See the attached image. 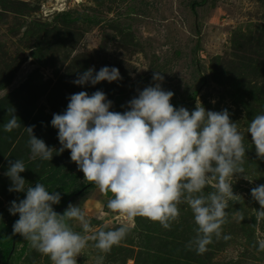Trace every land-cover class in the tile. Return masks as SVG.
<instances>
[{
  "label": "rangeland",
  "instance_id": "1",
  "mask_svg": "<svg viewBox=\"0 0 264 264\" xmlns=\"http://www.w3.org/2000/svg\"><path fill=\"white\" fill-rule=\"evenodd\" d=\"M62 10L72 16L94 15L95 22L60 23L55 15ZM37 23L55 26L42 35ZM105 66L117 68L122 79L94 86L73 83L87 69L98 72ZM154 72L164 77L162 89L174 93L172 105L191 102V107L181 105L190 112L200 104L206 110H228L246 148L243 176L232 180L233 193L239 196L229 201L220 238L214 236L203 254L188 246L197 226L189 207L181 204L179 223L170 230L137 217L119 246L103 254L89 241L77 264H97L101 255L103 264H134L144 246L148 264H264V219L257 218L260 206L251 197V189L264 184V160L257 158L247 133L250 121L264 114V0H0V80L11 77L0 89V217L9 219L13 231L17 219L4 210L25 198L23 192L8 190L9 161L24 162L26 171L20 175L29 185L40 170L63 161L65 150L58 155L54 151L51 161L31 159L27 127L34 125L38 139L59 149L51 120L66 110L68 97L101 90L113 102L110 111L122 113L139 91L157 83ZM12 108L21 126L6 132ZM65 163L77 173L75 185L87 183L74 162ZM73 186L54 191L62 197ZM214 190L210 184L204 191ZM110 198L92 186L70 203L80 206L94 229L114 230L126 221L107 208ZM58 207L60 203L53 205L62 214L68 206L61 211ZM72 224L84 234L77 222ZM8 264L51 261L20 236Z\"/></svg>",
  "mask_w": 264,
  "mask_h": 264
},
{
  "label": "clouds",
  "instance_id": "2",
  "mask_svg": "<svg viewBox=\"0 0 264 264\" xmlns=\"http://www.w3.org/2000/svg\"><path fill=\"white\" fill-rule=\"evenodd\" d=\"M120 79L117 68L105 66L98 72L87 69L73 83L94 86ZM163 79L160 72H154L157 83L139 91L122 113L110 111L113 102L101 90L91 95L85 91L72 94L66 110L54 113L51 120L58 130L59 149L38 139L34 125L26 128L31 159L51 161L54 151L58 155L69 150L83 179L103 195L111 194L107 208L126 221L114 230L94 229L79 205L70 203L62 214L57 213L53 205L60 203L61 193L50 192L43 183L29 185L20 175L26 171L24 162L9 161L5 173L11 180L8 190L25 193L24 199L10 202V214L19 216L13 234L23 237L51 264H77L89 241L101 253H110L127 237L137 217L170 230L173 223H179L181 204L189 207L197 226L189 248L195 246L203 254L214 236L220 238L229 201L239 196L233 193L232 180L244 173V136L227 109L211 111L201 104L191 112L183 106L175 108L170 103L174 93L161 87ZM11 111V119L4 125L6 132L21 126L15 110ZM247 133L257 158L264 160V114L250 121ZM210 184L215 190L205 194ZM251 197L260 206L257 218L264 219V184L252 188ZM72 222L84 234L74 230ZM103 260L99 256L97 264Z\"/></svg>",
  "mask_w": 264,
  "mask_h": 264
},
{
  "label": "trees",
  "instance_id": "3",
  "mask_svg": "<svg viewBox=\"0 0 264 264\" xmlns=\"http://www.w3.org/2000/svg\"><path fill=\"white\" fill-rule=\"evenodd\" d=\"M198 4H200V3H198ZM55 19H57L58 22L66 24V25H69V24H71L73 22H77V21L89 22V23L95 22L94 15H89L88 13L83 12V13L78 14L76 16H72L71 13L69 11H66V10H62V11L57 12L55 15ZM36 26H38V28H39L38 30H40V33L42 35H46L47 32L49 31V29H51V28L53 29L55 24L37 23ZM195 47L196 46H194V50H195ZM37 50L33 54H34L35 58L39 59V52H37ZM19 64L20 63H17L18 66H19ZM10 78L11 77L0 80L1 81L0 82V89L9 83ZM194 96L195 95H192V98ZM181 105H186L187 107H191L193 105V103H191V102L190 103H183V102L176 101L173 104V106L175 108H179ZM61 160H63V161L62 162H56L54 164L52 163L47 168L40 170V173L36 176H33L30 180L31 186L34 187L36 185V183H43L49 191L58 190V188H62V187L65 188L66 184H68V183H70L71 185H74L71 191H66L62 195L61 200H60V207H62V208L59 209V207H58V209L60 211L64 210L63 208L67 207L69 205L70 201H72V199L75 196L81 194L84 191H87V189L94 186L93 184H90L89 182L82 183L81 185H77V184L75 185L74 184V182L76 180L77 173L74 171V169L72 167H69L68 163L67 164L65 163L66 161L70 160V151L69 150H67V149L65 150L64 156L62 157ZM63 163H65V164H63ZM70 197H71V199H70L69 203L66 205V202L68 201V199ZM21 199H17L16 201L19 202V200H21ZM10 206L11 205L6 207L4 211L9 212ZM55 211H57V210L55 209ZM13 218L18 220L19 219L18 214L13 215ZM8 220L9 219H3V215H2V217H0V249H2V252L0 254V256H1V258H0L1 263L0 264H8L13 245L15 244V242L20 240L19 234H13V231L9 227ZM144 247H141L140 252L137 253L138 255L136 254V256L134 257V264H148L147 254H145V248H147V247H145V248ZM153 264H167V261L166 260H159L157 262H154Z\"/></svg>",
  "mask_w": 264,
  "mask_h": 264
},
{
  "label": "water",
  "instance_id": "4",
  "mask_svg": "<svg viewBox=\"0 0 264 264\" xmlns=\"http://www.w3.org/2000/svg\"><path fill=\"white\" fill-rule=\"evenodd\" d=\"M70 199H71V197L68 199V201L66 202V205L69 203V201H70ZM60 209L62 208V207H59Z\"/></svg>",
  "mask_w": 264,
  "mask_h": 264
},
{
  "label": "bare ground",
  "instance_id": "5",
  "mask_svg": "<svg viewBox=\"0 0 264 264\" xmlns=\"http://www.w3.org/2000/svg\"><path fill=\"white\" fill-rule=\"evenodd\" d=\"M78 1V0H77Z\"/></svg>",
  "mask_w": 264,
  "mask_h": 264
}]
</instances>
